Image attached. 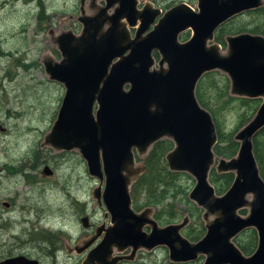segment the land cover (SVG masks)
I'll use <instances>...</instances> for the list:
<instances>
[{"label":"water","instance_id":"1","mask_svg":"<svg viewBox=\"0 0 264 264\" xmlns=\"http://www.w3.org/2000/svg\"><path fill=\"white\" fill-rule=\"evenodd\" d=\"M118 1L120 7L108 18L110 26L105 31H100L104 20L99 14L80 17V35L59 37L63 58L43 61L50 79L65 86L44 144L58 151L78 150L88 174L98 179L92 195L105 207V216L109 215L110 223L98 226L96 235L84 242L85 248L104 231L81 264H119L133 259L138 249L162 245L176 263L204 255L201 264H264V180L252 149L253 137L264 128V36L229 35L225 53L216 43L208 45L221 23L261 6L263 0H197V11L181 3L166 11L144 36L156 12H137L136 0ZM121 17L130 24L138 17L143 20L134 39L125 28L120 29ZM186 28L192 29L191 37L180 42L178 34ZM153 50L160 59L158 68L151 69ZM214 69L227 75L232 96L261 99L253 116L234 134L238 149L230 158L213 152L215 126L195 97L198 79ZM161 138L173 142L165 155L168 169L187 172L195 179L188 197L202 208L205 227L197 241L181 232L187 216L160 226L151 207L140 211L132 207L130 186L143 172L142 165H136L135 153L145 155ZM213 165L218 173L234 174L221 194L209 181ZM51 172L47 165L43 167L44 174ZM244 208L247 213L242 215L239 212ZM80 222L87 226L88 216ZM146 226L149 232L143 229ZM247 228L257 233L256 248L249 255L233 242ZM128 248L126 255L114 254ZM0 264L38 263L17 255Z\"/></svg>","mask_w":264,"mask_h":264},{"label":"rangeland","instance_id":"2","mask_svg":"<svg viewBox=\"0 0 264 264\" xmlns=\"http://www.w3.org/2000/svg\"><path fill=\"white\" fill-rule=\"evenodd\" d=\"M185 1L193 5V1ZM73 4H76L75 10ZM78 4V0H43L41 6L38 0H0V243L15 245L17 250L40 257L42 264H81L80 259L83 260L85 254L80 256L74 248L93 234L95 226L110 223L109 215L105 216V207L97 204L92 195L98 180L88 174L78 150L57 151L45 145L43 139L54 121V106L57 110V97L62 96L64 87L60 82L48 79L44 72L43 57L49 55L59 60L60 54L52 46L48 34H37L35 26L57 25V29L59 25L74 26ZM39 8L44 14L40 22L36 18ZM70 13H75L73 19L65 16ZM78 29L74 28V32ZM213 71L214 78L221 81L227 78L223 71ZM222 86V82H217L216 89H209L212 101ZM242 110L233 103L222 111L223 132L235 129ZM262 137L264 140V133ZM144 157L137 155L136 165H142ZM37 160H46L53 170L52 175L41 174L42 164L37 169L21 165ZM22 168L27 170V177L21 172ZM184 174L179 176V182L191 190L195 179L187 172ZM4 202L10 205L6 207ZM145 207L152 208V216L159 208L133 209L140 211ZM175 207L177 217L170 223L179 222L187 215L190 218L187 227L200 232V238L205 231L203 210L191 217L186 203L178 201ZM239 213L245 215L247 209ZM84 215L90 218V229L84 228L79 220ZM143 229L149 232L150 227ZM182 234L185 235L184 229ZM247 239L246 233L240 236L243 242ZM44 249L53 250L54 254L43 256L41 250ZM129 251L128 248L123 252ZM203 256L188 264L201 263ZM120 264L187 263L171 261L167 247L162 245L151 250L138 249L132 260Z\"/></svg>","mask_w":264,"mask_h":264},{"label":"trees","instance_id":"3","mask_svg":"<svg viewBox=\"0 0 264 264\" xmlns=\"http://www.w3.org/2000/svg\"><path fill=\"white\" fill-rule=\"evenodd\" d=\"M244 15V16H243ZM241 16V17H240ZM236 16L228 20L219 28L215 34V41L224 44L223 35L225 33L251 32L264 36V5L245 14ZM247 17V18H245ZM236 21L231 26H225L230 21ZM214 71L205 73L197 82L195 96L205 109L211 114L215 131L216 143L213 152L216 156L230 158L234 156L238 149V142L234 140L235 131L243 126L254 114L260 100L257 98L237 97L229 94V81H224L213 77ZM217 82H222V90L219 91L215 100H211L209 89L217 87ZM216 89V88H215ZM221 99V101H218ZM233 103L243 108L239 114L238 122L234 130L223 132L221 126V115L224 109L231 107ZM264 128L261 129L252 139V149L259 168V174L264 180ZM173 147V142L169 139H161L152 144L143 159V172L131 184L130 195L134 209L144 206H159L153 217L161 223H170L176 216V203L182 201L190 208V216L194 217L202 209L188 199L190 188L179 182V176L185 175L182 171H171L168 169L165 155ZM16 170V169H15ZM234 174L232 172H216L214 165L209 171V181L214 186L217 194L223 193L231 184ZM141 196L139 200L138 197ZM188 226V225H187ZM184 228L185 236L192 241L198 239L200 232L189 227ZM203 230V229H202ZM248 234L247 241L240 240L242 234ZM235 243L244 254H250L255 250L257 236L254 229L249 228L238 234L234 238Z\"/></svg>","mask_w":264,"mask_h":264},{"label":"flooded vegetation","instance_id":"4","mask_svg":"<svg viewBox=\"0 0 264 264\" xmlns=\"http://www.w3.org/2000/svg\"><path fill=\"white\" fill-rule=\"evenodd\" d=\"M29 1H32V0H25V2H29ZM189 1H193L192 3H193V5H190L189 3H187L185 0H136V3H135V9L137 10V12H141V11H144V10H149V11H151V12H156L155 13V15H154V17H153V21L149 24V26H148V28H147V30L146 31H144L143 33H142V35L144 36V35H146L150 30H152L153 29V27L158 23V21H159V19L161 18V17H163V14L166 12V11H168L170 8H172V7H174L175 5H179V4H181V3H184V4H186L187 6H189L193 11H197L198 10V6H197V0H189ZM78 2H79V4H78V8H76V11L75 12H77L78 14L76 15V20L73 22V25L74 26H64V25H59L60 26V28L59 29H57V25L55 26V25H42V24H39V25H36L35 26V30H36V32H37V34H41V33H46V34H48V36H49V39H50V41H51V44H52V46H55V49H56V52L58 51L59 52V54H60V58H59V60H55V59H53L51 56H49V55H47V56H44L43 57V60H42V65H43V68H44V72L46 73V71H45V67H44V64H43V61H44V59L46 58V57H50L53 61H56V62H59L62 58H63V56H62V53H61V51H60V49H59V37L60 36H62V35H64V33H71L72 35H80V33H81V31H82V29H83V24H82V22L81 21H79V18L80 17H83V16H86V17H89V18H93V17H97V15L99 14L100 16H99V19L100 20H104V24L101 26V28H100V31L101 32H103V31H105L109 26H110V22H109V17L111 16V15H113L114 13H115V11H116V9L117 8H119L120 7V2L118 1V0H114L113 2H112V0H78ZM38 3H39V5L41 6L42 5V3H43V0H38ZM262 5H264V0H263V4ZM261 5V6H262ZM73 6L74 7H72V9L73 10H75V7H76V4H73ZM261 6H259V7H261ZM259 7H256V8H259ZM256 8H253V9H249V10H245V11H243V12H241V13H239V14H237V15H234V16H232L231 18H229L228 20H230V19H232V18H235L236 16H240V15H242V14H245L246 12H248V11H251V10H254V9H256ZM75 14V13H74ZM74 14H72V13H70V14H67V15H65V16H67V18L68 19H73V15ZM41 15H44L43 14V10H42V8H39V12H38V14H37V19H38V22H40L39 20H41L40 18H41ZM148 16V15H147ZM244 16V15H243ZM241 17V16H240ZM246 18V17H245ZM228 20H226V21H224L223 23H221L215 30H214V32H213V40L212 41H209L208 42V45L209 44H211V43H216V44H218V46H219V49H220V51L221 52H223V53H225L226 52V46H227V44H226V37L227 36H229V35H231V36H234V35H237V34H240V33H250V34H258V35H262V34H259V33H251V32H237V33H225V35H223V40H224V44L222 45L221 43H218V42H216L215 41V39H214V37H215V34L217 33V31L219 30V28L221 27V26H223ZM236 21H234V20H232V21H230V22H228V24H226L225 26H231L232 24H234ZM118 23H119V26H120V29L123 27V28H125V30L124 31H126L127 32V34L129 35V37H130V39H134V37H135V34H136V32H137V30H138V28H139V26H140V24L142 23L143 24V20H141L140 19V17H138V18H136L135 19V23L134 24H130L127 20H126V18L125 17H121V18H119L118 19ZM74 28L75 29H78L76 32H74ZM191 34H192V29L191 28H186V29H184L183 31H181L179 34H178V40L180 41V42H185V41H187L190 37H191ZM186 36V37H185ZM263 36V35H262ZM183 37H185V38H183ZM127 53V52H126ZM125 53V54H126ZM6 55L7 56H9V52H7L6 53ZM152 57H153V59H154V64H153V66L151 67V69H153V68H158V61H159V59H160V56H159V53L157 52V51H152ZM19 59V58H18ZM116 60H118L117 58L116 59H114L113 60V62L114 61H116ZM214 70H218V69H214ZM211 71H213V70H210V71H206L205 73H207V72H211ZM221 71V70H220ZM205 73H203L202 75H201V77L205 74ZM46 75H47V77H48V79H50V77L48 76V74L46 73ZM226 75V74H225ZM201 77L198 79V81L201 79ZM226 77H227V75H226ZM227 79H228V77H227ZM50 80H53V81H57V80H54V79H50ZM197 81V82H198ZM228 81H229V79H228ZM57 82H59V81H57ZM61 83V82H60ZM62 84V83H61ZM63 85V84H62ZM196 85H197V83H196ZM196 85H195V87H196ZM63 87H64V91H63V94H62V96L60 95V96H58L57 97V102H58V106H57V110H55V106H54V112H56V115H57V113H58V110H59V107H60V104H61V101H62V98H63V95H64V92H65V86L63 85ZM128 86H125V88H127ZM229 89H230V82H229ZM230 94V93H229ZM231 95V94H230ZM196 97V96H195ZM197 99V98H196ZM260 100V99H259ZM198 101V100H197ZM56 102V103H57ZM200 104V103H199ZM96 108V106H94V109ZM56 115L54 116V120H55V118H56ZM53 122L54 121H52V123L51 124H53ZM52 126V125H51ZM50 126V127H51ZM43 139H44V137H43ZM161 139H168V138H161ZM161 139H158V140H161ZM157 140V141H158ZM170 140V139H169ZM156 142V141H155ZM152 146V145H151ZM58 151V150H57ZM147 154V153H146ZM145 154V155H146ZM144 155V156H145ZM136 156H137V154L135 153V161H136ZM30 161H32L31 159H29ZM26 161V160H25ZM41 160H39V162H38V160L37 161H34V162H32L31 164H30V162H23L21 165H22V167H28L29 169H32V168H38L41 164H42V166L44 167L45 165H47L50 169H51V167L47 164V161L45 160V161H43V162H40ZM143 165L144 164H142V167H143ZM5 166H3V168H4ZM2 168V169H3ZM24 168H22V171L21 172H23L24 173V176H26L27 177V173H25L27 170H25ZM16 169V168H15ZM15 169H13V170H15ZM0 171H1V169H0ZM51 174H48V175H46V174H44L43 173V168H42V171H41V174L42 175H45V176H50V175H52V173H53V170L51 169ZM13 172V171H12ZM30 176V175H29ZM139 177V176H138ZM98 180V179H97ZM136 180V179H135ZM134 180V181H135ZM133 181V182H134ZM132 182V183H133ZM131 187V186H130ZM4 205L6 206V207H8L9 205H10V203H8V202H4ZM185 216H187V215H185ZM184 217V216H183ZM188 217V216H187ZM189 218V217H188ZM80 220V219H79ZM182 220V219H181ZM180 220V221H181ZM179 221V222H180ZM189 221H190V218H189ZM189 221H188V223H189ZM188 223L186 224V226L188 225ZM102 224H104V226L106 227L108 224H105V223H101L100 225H102ZM159 224V223H158ZM169 224V223H168ZM100 225H98V226H100ZM160 225V224H159ZM98 226H95L94 227V229H93V234L91 235V236H89L87 239H85V240H83L82 241V243H81V245H78V246H76L74 249H75V251L77 252V253H79V255L81 256V255H84L85 254V256L87 255V253H88V251L93 247V246H95L98 242H99V240L101 239V236L103 235V233H104V231H101V234H99V236L98 237H96L93 241H92V243L90 244V245H88L87 247H83L84 246V242L85 241H87L89 238H91L94 234L96 235V229H97V227ZM160 226H163V225H160ZM185 226V227H186ZM84 227V226H83ZM184 227V228H185ZM84 228H88V229H90L91 228V223H90V218H89V216H88V223H87V226H85ZM183 228V229H184ZM205 228V227H204ZM183 229H182V231H183ZM247 229H249V228H247ZM252 229H254V228H252ZM246 230V229H245ZM255 230V229H254ZM181 231V232H182ZM244 231V230H243ZM243 231H241V232H243ZM205 232V231H204ZM240 232V233H241ZM256 232V231H255ZM46 233H48V232H46ZM46 233H44L43 235H45ZM240 233H238V234H240ZM237 234V235H238ZM236 235V236H237ZM185 236V235H184ZM203 236V235H202ZM201 236V237H202ZM235 236V237H236ZM256 236H257V233H256ZM186 237V236H185ZM200 237V238H201ZM234 237V238H235ZM187 238V237H186ZM200 238H198L197 240H199ZM234 238H233V242L235 243V241H234ZM45 240H47V238H44ZM188 239V238H187ZM197 240H195V241H197ZM190 241H192V240H190ZM192 242H194V241H192ZM236 244V243H235ZM257 244V243H256ZM0 245H1V247H0V261H2L3 259H5V258H9V257H14V256H17V255H24L25 257H27V258H29V259H34V260H36L37 261V263L38 264H42V262H41V260H40V257H33V256H31L30 254H28V252H26V251H21V250H17L16 248V246L14 245H11V244H8V243H6V244H3L2 242L0 243ZM7 246V247H6ZM236 246H237V244H236ZM238 247V246H237ZM239 248V247H238ZM127 250V249H126ZM126 250H124V251H126ZM254 251V250H253ZM41 252H42V255L43 256H48V255H53L54 253H53V250H46V249H44V250H41ZM242 252V251H241ZM243 253V252H242ZM252 253V252H251ZM250 253V254H251ZM69 254H71V253H69ZM114 254H119V255H126V254H128V253H124V252H114ZM136 254V253H135ZM244 254V253H243ZM245 255H249V254H245ZM85 256H84V258H85ZM201 257V255H199V257L198 258H200ZM204 257V256H203ZM80 258H83V257H80ZM83 258V259H84ZM82 259H80V262H82L81 261ZM130 260H132V259H130ZM123 261H125V259L123 260ZM196 261V260H195ZM122 262V261H121ZM194 261H192L191 263H193ZM189 263V262H188ZM187 263V264H188ZM202 263V262H201ZM201 263H198V264H201ZM80 264V263H79ZM120 264V263H119Z\"/></svg>","mask_w":264,"mask_h":264},{"label":"bare ground","instance_id":"5","mask_svg":"<svg viewBox=\"0 0 264 264\" xmlns=\"http://www.w3.org/2000/svg\"><path fill=\"white\" fill-rule=\"evenodd\" d=\"M154 218V217H153Z\"/></svg>","mask_w":264,"mask_h":264}]
</instances>
